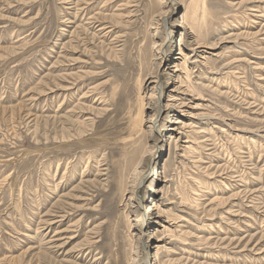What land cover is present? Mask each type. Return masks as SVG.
I'll use <instances>...</instances> for the list:
<instances>
[{"label":"rangeland","instance_id":"374dc122","mask_svg":"<svg viewBox=\"0 0 264 264\" xmlns=\"http://www.w3.org/2000/svg\"><path fill=\"white\" fill-rule=\"evenodd\" d=\"M171 1L0 0V264H129L152 197L140 264H264V0Z\"/></svg>","mask_w":264,"mask_h":264},{"label":"bare ground","instance_id":"6f19581e","mask_svg":"<svg viewBox=\"0 0 264 264\" xmlns=\"http://www.w3.org/2000/svg\"><path fill=\"white\" fill-rule=\"evenodd\" d=\"M156 1H157V5H158L159 9L157 11V15L154 17V24H156V27L158 25H160V24H162L164 26H167L168 23L170 24L171 21H173L171 17L173 16V14L176 11V6L171 0H156ZM182 23H183V26L186 25L185 22H182ZM184 28H186V27H184ZM156 31H157V29H156ZM181 34L183 36V34H185V32L184 33L182 32ZM153 43L156 44L157 41H154ZM191 43H194V44H191L192 48L189 49L188 54H186L182 58L183 59L182 61H183L184 65H185V68L187 66L186 64L188 63L189 59H190L191 63H198V61H199L197 59L199 57L198 48H199L200 44H199L198 41H194V42H191ZM163 46H164V44H160L159 45L160 48L157 47V50H155L156 51L155 52V57H156L155 59L162 58L161 57V53L163 51ZM153 49H156V47L154 46ZM176 65L178 66L179 64L177 63ZM177 70H179V69L175 68L174 71L176 72ZM189 71L191 72V70H189ZM190 72L187 73V74L185 73L186 77H190L191 76ZM152 73L153 72H149V75H152ZM179 78H180V75H179ZM144 80H145V74H142L139 77V79H138L140 86L143 84ZM187 81H188V79H187ZM145 87L150 92V95H149L150 104L152 105L153 103H155L156 108H157V106L159 105L160 100L162 98V94L158 96V90H160V92L162 93V90L164 89V87L162 85V80L159 79L158 74L155 76L154 79H152V81H150L149 83L145 84ZM176 89H178V86L176 87ZM176 89H174L172 92H177V94H171V95L168 96L169 98H167V102L165 104L166 110L167 109H172V108L174 109L176 107L177 108H182V107L186 106V103L183 100H181L180 97H178L180 95L178 94V91H176ZM186 90L187 89L183 90V92L185 93ZM177 98H179L180 101ZM154 109H155V107H154ZM184 114H186V113L184 112ZM157 116H158V113L156 112L155 115H154V119L151 118V121H152L151 125L149 126V128H147L149 136L151 137V139H153L154 143H156V141L158 139L156 137V134H155L156 130L154 129V122L156 121ZM174 122H175V126L173 127V130L177 131L181 135H185L186 134L185 128H186V126H188L186 124V122L184 120H182L180 117L177 118ZM185 142H189V141H185ZM154 149H155L154 146L152 148H148V150H146V153L143 154V156H141L139 158V160L137 161V164L135 165L133 170H131L133 176L131 178V183H130V186H129L130 188H129V195L128 196H129V201L132 204H133V201H136V193L138 192L139 187L141 185H143L142 182L144 181V178L146 177V172H147L145 170V168L150 166V165H148V159H149L150 156L153 155V150ZM147 154H149V155H147ZM164 181H167V180L164 179ZM119 185H122V182L119 183ZM155 200H156V197H152L151 201L139 200L138 201V207L139 206L141 208L143 207V211L145 210V214L144 213H138V214L134 215V217H132V219H130V221L132 220V222H133V225H132L133 234H131V237H132V240L135 242V247H134V249L132 251L133 254L131 255V258L129 260V262H130L129 264H140V258H142V256H144V251L141 248V244L140 243H141L142 238L144 236H149L150 233H153L152 236H155L157 233H164V231L163 232L159 231L158 228L155 229L156 228V227H154L155 225H150V223H147L148 225L145 226V227L143 225V223L146 222V220L149 219V214H150L151 210H153L154 207H158ZM138 207H137V211L139 212L141 208L138 209ZM157 216H158V218H157V220H155V224L160 225L161 222H162L160 220V218H161L160 216L161 215L159 214ZM154 230H157V231L155 232ZM157 240L160 241L161 238L157 237ZM154 247H158L159 248V245L154 244ZM159 258H160L159 257V253L157 252L154 255V259L156 261H158ZM173 262L174 261L168 259L164 263L168 264V263H173ZM158 264H160V263H158Z\"/></svg>","mask_w":264,"mask_h":264}]
</instances>
